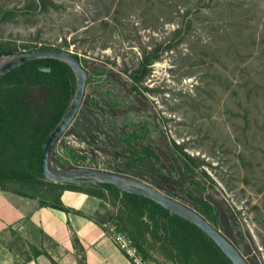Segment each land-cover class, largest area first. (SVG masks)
<instances>
[{
    "label": "rangeland",
    "instance_id": "obj_1",
    "mask_svg": "<svg viewBox=\"0 0 264 264\" xmlns=\"http://www.w3.org/2000/svg\"><path fill=\"white\" fill-rule=\"evenodd\" d=\"M37 3L0 0V65L55 48L88 72L52 167L147 184L134 173H187L185 189L208 222L222 233L225 218L247 262L264 264V0H51L46 10ZM59 185L14 179L3 188L55 204ZM78 189L101 199L97 221L130 236L120 198L99 183ZM133 243L147 260L174 264L153 240Z\"/></svg>",
    "mask_w": 264,
    "mask_h": 264
},
{
    "label": "trees",
    "instance_id": "obj_2",
    "mask_svg": "<svg viewBox=\"0 0 264 264\" xmlns=\"http://www.w3.org/2000/svg\"><path fill=\"white\" fill-rule=\"evenodd\" d=\"M50 2L38 0L37 4L46 10ZM43 68H50V71H43ZM76 91L74 71L68 64L56 59L29 62L0 78V188H3L5 181L14 179H43L40 158L44 141L64 117ZM188 158L193 162L191 157ZM49 164L56 171L52 167V154ZM163 170L149 173L148 177L142 173L134 175L147 178L151 186L167 195L187 200L191 209L207 220L206 212L200 209L198 201L185 189L187 173L178 171L179 177L174 179L168 170ZM99 184L113 192L117 200L120 198L121 208L127 213L131 224L129 237L133 242L139 243L147 238L153 240L160 244L162 254L174 264H232L196 225L146 197L124 193L109 184ZM59 186L61 190L63 185ZM70 187L78 189L77 184ZM53 205L67 210L61 204L59 195ZM223 227L222 234L231 242L228 238L232 237L231 230L225 218ZM137 247L142 249L140 245Z\"/></svg>",
    "mask_w": 264,
    "mask_h": 264
},
{
    "label": "crops",
    "instance_id": "obj_3",
    "mask_svg": "<svg viewBox=\"0 0 264 264\" xmlns=\"http://www.w3.org/2000/svg\"><path fill=\"white\" fill-rule=\"evenodd\" d=\"M67 210L0 188V264H132L95 218L97 196L63 185Z\"/></svg>",
    "mask_w": 264,
    "mask_h": 264
},
{
    "label": "water",
    "instance_id": "obj_4",
    "mask_svg": "<svg viewBox=\"0 0 264 264\" xmlns=\"http://www.w3.org/2000/svg\"><path fill=\"white\" fill-rule=\"evenodd\" d=\"M45 59H56L68 64L75 73L77 91L64 117L44 141L40 158V170L43 178L49 182L61 185H81L83 183L109 184L124 193L146 197L162 206L170 213L196 225L213 240L229 258L232 264H249L240 251L221 233V231L213 227L198 212L141 180L92 169H74L65 172H58L51 169L49 164L50 156L82 107L87 87L88 72L83 68L80 61L73 53L53 48L23 53L9 59L0 65V78L29 62ZM42 70L49 72L50 68H43Z\"/></svg>",
    "mask_w": 264,
    "mask_h": 264
},
{
    "label": "built area",
    "instance_id": "obj_5",
    "mask_svg": "<svg viewBox=\"0 0 264 264\" xmlns=\"http://www.w3.org/2000/svg\"><path fill=\"white\" fill-rule=\"evenodd\" d=\"M108 230L117 247L127 256L132 264H155L143 256L126 232L118 230L116 226Z\"/></svg>",
    "mask_w": 264,
    "mask_h": 264
}]
</instances>
